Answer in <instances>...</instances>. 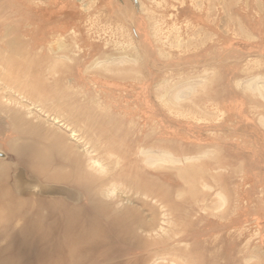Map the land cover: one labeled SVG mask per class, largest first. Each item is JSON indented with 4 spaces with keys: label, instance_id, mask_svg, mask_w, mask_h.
<instances>
[{
    "label": "rangeland",
    "instance_id": "1",
    "mask_svg": "<svg viewBox=\"0 0 264 264\" xmlns=\"http://www.w3.org/2000/svg\"><path fill=\"white\" fill-rule=\"evenodd\" d=\"M4 81L0 264H264V0H0Z\"/></svg>",
    "mask_w": 264,
    "mask_h": 264
},
{
    "label": "bare ground",
    "instance_id": "2",
    "mask_svg": "<svg viewBox=\"0 0 264 264\" xmlns=\"http://www.w3.org/2000/svg\"><path fill=\"white\" fill-rule=\"evenodd\" d=\"M225 1V0H224ZM227 4V3H226ZM229 16V15H228ZM73 27V26H72ZM157 27V26H156ZM154 28V27H153ZM155 29V28H154ZM156 31H157V29H156ZM69 33V32H68ZM71 33V32H70ZM74 35H76V34H74ZM65 36V35H64ZM52 38V37H51ZM61 38H63V36L61 37ZM52 42V41H51ZM65 43H63V41L62 40H60V38L58 39V40H56L52 45H53V47H54V49L55 50H57L56 48H58V50H61V49H64L65 48V45H64ZM24 45V44H23ZM136 47V46H135ZM137 48V47H136ZM62 57H64V58H67V59H71V57H69L68 55H66V54H63L62 55ZM96 59H97V57H96ZM118 61V60H117ZM125 60H124V57H120L119 58V63L120 62H124ZM60 63H62V62H60ZM94 63V62H93ZM97 63V62H96ZM99 64V63H98ZM94 66V65H93ZM99 66V65H98ZM90 68H91V66H90ZM107 68H109V67H106L105 69L107 70ZM112 68H113V66H112ZM114 68H116V67H114ZM113 68V69H114ZM109 71V70H108ZM85 73V72H84ZM260 77H262V76H260ZM105 78V77H104ZM3 81V80H2ZM72 83V82H71ZM15 83L13 82H9V83H6L5 81L2 83V82H0V92H2V95H1V98H3V100L5 99L6 100V102L8 103V104H14V108H18L17 110H19V111H22V113H23V115H24V117H29L30 115H33V116H39L38 118H42L41 117V115H39L38 113L40 112H47V110L45 109V107H47V106H45L44 104H45V97H46V95H47V93H46V91L45 90H42V89H36L35 91H32L33 93H34V95H30V92L28 93V91L27 92H25L24 90H19V88H17V86L16 85H14ZM74 84V83H73ZM82 84V83H81ZM72 85V84H71ZM249 86V85H248ZM85 90V89H84ZM83 90V91H84ZM251 90V89H250ZM259 91V89L257 90V92ZM199 92V91H198ZM3 93H5V94H3ZM78 93V92H77ZM77 93H76V95H77ZM87 93V92H86ZM259 93H260V91H259ZM264 93V92H263ZM151 94V93H150ZM165 94H166V92H165ZM73 95H74V93H73ZM81 95V94H80ZM97 95H99V94H97ZM164 95V94H163ZM192 95V94H191ZM190 95V96H191ZM164 97V96H163ZM162 97V98H163ZM166 97V96H165ZM178 97V96H177ZM99 98V97H98ZM192 98V97H191ZM102 99V98H101ZM165 99V98H164ZM180 99H182V98H178V100H180ZM184 99V98H183ZM189 99V98H188ZM187 100V99H186ZM191 100V99H190ZM61 101V100H60ZM5 102V103H6ZM102 102V101H101ZM104 102V101H103ZM181 102V101H180ZM185 102V101H184ZM4 103V102H3ZM3 103H2V105H3ZM99 103V102H98ZM97 103V104H98ZM164 104V103H163ZM99 105V104H98ZM100 105H102V104H100ZM263 105V104H262ZM97 106V105H96ZM112 106V105H111ZM167 106V105H166ZM169 106V105H168ZM2 107V106H1ZM0 107V108H1ZM100 107V106H99ZM106 107V106H105ZM105 107H103V108H105ZM171 107V106H170ZM14 108H13V110H14ZM102 108V107H101ZM172 108V107H171ZM180 108H182V107H180ZM199 108V107H198ZM7 109V108H6ZM38 109V110H37ZM54 109V108H53ZM58 109V108H57ZM184 109H186V108H184ZM109 110H110V108H109ZM113 110V109H112ZM19 111H18V113H19ZM52 111V110H51ZM57 111V110H56ZM100 111V110H99ZM104 111V110H103ZM217 111V110H216ZM2 112H4V110L2 111ZM6 112V111H5ZM10 112V111H9ZM38 112V113H37ZM190 113H191V110L189 111ZM203 112V111H202ZM225 112V111H224ZM50 113H52V112H50ZM50 113H49V115H50ZM61 113V112H60ZM59 113V114H60ZM223 113V112H222ZM7 114V113H6ZM43 114V113H42ZM54 114H56V113H54ZM53 114V115H54ZM62 114V113H61ZM9 115V114H8ZM47 115V114H46ZM66 115V114H65ZM7 116V115H6ZM52 116V115H51ZM50 116V117H51ZM192 116V115H191ZM223 116V115H222ZM21 117L23 118V116L21 115ZM61 117H63V116H61V115H58V116H55L54 117V119L55 120H60V118ZM214 117H216V116H214ZM44 118H46V117H44ZM68 118H69V116H68ZM220 118V117H219ZM221 118H223V117H221ZM25 119V118H24ZM62 119V118H61ZM211 119V118H210ZM218 119V118H217ZM11 120V119H10ZM42 120V119H41ZM49 120V119H48ZM53 120V119H52ZM66 120V119H65ZM69 120V119H68ZM35 121V120H34ZM70 121V120H69ZM46 122H48V121H46ZM57 122V121H56ZM66 122H67V120H66ZM48 123H50V122H48ZM47 123V124H48ZM52 123V122H51ZM59 123H61V122H59ZM63 123V122H62ZM215 123H217V122H215ZM14 125V124H13ZM56 125V124H55ZM60 125V124H59ZM59 125H58V130H60L61 128L59 127ZM65 125V124H64ZM24 126V125H23ZM63 126V125H62ZM69 125H66V128L68 127ZM70 126H71V124H70ZM53 127V126H52ZM51 127V128H52ZM64 127V126H63ZM79 127V126H78ZM92 127H94V126H92ZM92 127H90L91 129H93ZM50 128V127H49ZM68 130H69V135H70V137H72V138H75L77 141L79 140V138L78 137H76V130L74 129V128H67ZM80 129V128H79ZM83 129V128H82ZM21 130V129H20ZM81 130V129H80ZM60 131H62V130H60ZM78 132H79V130H77ZM89 131V130H88ZM65 133H67V132H65ZM85 133H87L86 131H85ZM88 135V134H87ZM90 136V135H89ZM92 136V135H91ZM69 137V138H70ZM80 137V136H79ZM95 137V136H94ZM68 138V139H69ZM81 138V137H80ZM85 138V137H84ZM90 138V137H89ZM101 138V137H100ZM82 139V138H81ZM80 139V140H81ZM95 139H98V138H95ZM70 140V139H69ZM68 140V141H69ZM72 140V139H71ZM74 140V139H73ZM76 141V142H77ZM90 141V140H89ZM89 141H87V140H85V143L83 144V145H81L82 147H84V149H83V151L85 152V154H86V156H87V160H88V163H89V166L91 167V169H93V170H96V172L97 171H106V169H105V164L97 157V156H95L94 154H93V152L95 151H97V150H95V149H93V148H91L90 149V147H88L87 146V144H89L90 142H93L92 140L89 142ZM19 142V141H18ZM70 142V141H69ZM75 143V142H74ZM78 143V142H77ZM83 143V142H82ZM91 144V143H90ZM75 145V144H74ZM80 145V144H79ZM78 145V146H79ZM80 146V147H81ZM138 146V145H137ZM81 147V148H82ZM37 148V147H36ZM79 148V147H78ZM96 148V147H95ZM75 149V148H74ZM76 149H77V147H76ZM142 149V152L145 150H143V148H141ZM147 149V148H146ZM148 150H150V149H148ZM140 151V150H139ZM146 151V153H147V150H145ZM142 152H140V154L142 153ZM151 155H149L148 154V156L147 157H145V155H143V157H145V160H146V162H145V160H144V164L145 163H147L148 165H150V166H162L163 164H165V163H174V162H177V160H174V158L173 157H171V155H168V154H162V155H159V154H157L156 152H154V151H148ZM41 153V152H40ZM42 154H43V152H42ZM104 154V153H103ZM102 154V155H103ZM147 155V154H146ZM2 156V155H1ZM0 156V157H1ZM99 156V155H98ZM107 156V158H108V155H106ZM105 158V157H104ZM102 159V158H101ZM177 159V158H176ZM103 160V159H102ZM109 161V160H108ZM179 161V160H178ZM120 162H121V160H120ZM107 164V163H106ZM111 164V163H110ZM109 164V165H110ZM59 165V164H58ZM112 165H113V163H112ZM112 165H111V167H112ZM121 165V164H120ZM166 166V165H165ZM71 167V166H70ZM109 167V166H108ZM110 167V168H111ZM148 168H149V166H147ZM55 168V167H54ZM166 168V167H165ZM170 168V167H169ZM176 168V167H175ZM173 169V168H172ZM68 170V169H67ZM66 170V171H67ZM110 170H112V169H110ZM155 170V169H154ZM157 170H159V169H157ZM169 170V169H168ZM52 171V170H51ZM104 171V172H105ZM58 172V171H57ZM94 172V171H93ZM109 171H107V173H108ZM59 173V172H58ZM187 174L189 173V172H186ZM98 174V173H97ZM105 174V173H104ZM103 174V175H104ZM181 174V173H180ZM205 174V173H204ZM213 174V173H212ZM37 175V174H36ZM102 175V174H101ZM106 175V174H105ZM198 175V174H197ZM105 177V176H104ZM107 177V176H106ZM111 177V176H110ZM191 177V176H190ZM182 180H183V177H182ZM103 182V181H102ZM126 183V182H125ZM107 184V183H106ZM105 184V185H106ZM121 184V183H120ZM188 184H191V183H188ZM204 184H206V183H204ZM29 185V184H28ZM97 185H98V183H97ZM108 185V184H107ZM123 187H124V185L123 184H121ZM133 185V184H132ZM187 185V184H186ZM200 185V184H199ZM122 186H121V188H122ZM136 186V185H135ZM211 186H214L213 184L211 185ZM20 188V187H19ZM119 188V185H118V181H115L114 179L112 180V181H110V186L108 187V189H107V187H106V190H104L105 192H104V194H105V197H112V196H117V190H120V189H118ZM128 188V187H127ZM126 188V189H127ZM28 189H30V187L28 188ZM95 189H96V187H95ZM94 189V190H95ZM123 189V188H122ZM121 189V190H122ZM22 190V189H21ZM71 190V189H70ZM87 190H88V188H87ZM121 190H120V192H121ZM129 190V189H128ZM132 190V189H131ZM135 190V189H134ZM210 190V189H209ZM221 190V189H220ZM184 191V190H183ZM85 192V191H84ZM103 192V191H102ZM129 192H131V191H129ZM139 192V191H138ZM124 193V192H123ZM119 194V193H118ZM186 194V193H185ZM190 194H191V192H190ZM194 194V193H193ZM101 195V194H100ZM132 195V194H131ZM131 195H129V196H131ZM177 195V194H176ZM198 195V194H197ZM148 196V195H147ZM186 196V195H185ZM104 197V198H105ZM123 197V196H122ZM142 197V196H141ZM152 197V196H151ZM150 197V198H151ZM217 197V196H216ZM224 197V196H223ZM118 198V197H117ZM119 198H120V196H119ZM124 198V197H123ZM144 198V197H143ZM146 198V197H145ZM103 199V198H102ZM126 199V198H125ZM131 199V198H130ZM149 199V198H148ZM115 200V199H114ZM124 200V199H123ZM129 200V199H128ZM109 201V200H108ZM127 201V200H126ZM122 202V201H121ZM124 202V201H123ZM149 202V201H148ZM152 202H154V201H152ZM222 202H223V204H225L226 203V198L224 197L223 199H222ZM129 203V202H128ZM131 203V202H130ZM124 204H125V202H124ZM222 204V205H223ZM118 205V204H117ZM155 205V204H154ZM120 206V205H119ZM131 206H134V205H132L131 204ZM207 206V205H206ZM205 206V207H206ZM215 206V205H214ZM117 207V206H116ZM123 207V206H122ZM134 208V207H133ZM135 208H136V206H135ZM215 208V207H214ZM161 209V208H160ZM165 209V208H164ZM207 209V208H206ZM123 210H125V209H123ZM139 210V209H138ZM144 210V209H143ZM162 210H163V208H162ZM129 211V210H128ZM144 213V212H143ZM148 213V212H147ZM162 217H163V215H162ZM161 217V218H162ZM169 218V217H168ZM161 222V221H160ZM163 223V222H162ZM144 232H146V231H144Z\"/></svg>",
    "mask_w": 264,
    "mask_h": 264
}]
</instances>
